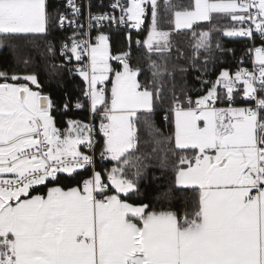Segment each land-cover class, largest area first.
Wrapping results in <instances>:
<instances>
[{"label":"snow or ice","instance_id":"6c2138e0","mask_svg":"<svg viewBox=\"0 0 264 264\" xmlns=\"http://www.w3.org/2000/svg\"><path fill=\"white\" fill-rule=\"evenodd\" d=\"M164 5L172 12L170 31L158 29L159 0H111L108 11L97 13L89 3L87 28L77 0H65L63 10L49 0H0V36L24 42L11 47L25 69L34 63L28 42L70 28L59 47L63 62L51 65V76L66 69L84 83L80 97L65 94L57 105L35 72L0 71V264H264V0ZM149 12L147 35L136 41L149 54L151 75L141 82L131 36L129 51L113 55L109 37L99 32L93 42L89 29L108 22L143 31ZM214 19L221 26L195 31ZM184 30L195 41L192 67L203 55L206 72L216 53L235 54L220 39L213 44L219 33L253 42L252 69L221 68L214 80L197 76L195 98L186 84L178 92L167 58L171 32ZM55 53L49 42L40 55ZM166 76L173 80L167 91ZM73 109L85 110L87 119L68 118L58 127L56 114ZM142 141L152 144L151 153H140ZM97 150L112 167H98ZM151 159L171 171L165 200L188 193L182 211L128 201Z\"/></svg>","mask_w":264,"mask_h":264},{"label":"trees","instance_id":"16d2710c","mask_svg":"<svg viewBox=\"0 0 264 264\" xmlns=\"http://www.w3.org/2000/svg\"><path fill=\"white\" fill-rule=\"evenodd\" d=\"M50 3L59 6L63 10V5L56 0H49ZM101 0H92V5L95 10L102 11L107 0H103L104 7L100 8L99 5ZM171 3L176 6H187L190 3V0H171ZM172 13V12H171ZM151 15L148 13V19L145 22L144 30L138 31L135 29L130 30L112 28L103 30L101 32L107 34L109 37L110 50L113 55L119 54L123 51H129V36H131V59L133 66H139L143 69L139 79L143 82L147 77H150L151 73L148 68V52L145 47L137 45L136 41L143 40L147 35V27L151 23ZM213 25L221 26L217 24V21L214 19L212 24L207 22H201L200 26L195 28V31L199 33L200 31H206L210 29ZM67 36L65 30L57 29L52 32L49 36L37 37L28 42V50L32 52L34 56V63L29 65L27 69L24 68V65L19 63L12 52L11 45L20 44L23 45V41H13L12 38L0 36V40H4L9 44V47L3 48L0 50V71H7L9 74L13 72L23 73L24 71L35 72L38 75L39 81L43 86L44 93L50 95L52 99L57 103V105H62L63 98L65 94H68L75 100L77 97L81 96V90L84 87L82 79L78 75H69L67 70H63L55 78H52L51 73L53 69L51 65L53 63L59 65L62 63V60L59 55V47L63 42L64 37ZM220 39L221 43L225 48H233L235 54H224L220 55L216 53V63L213 64L209 62L207 65V71L205 72L202 63L203 55L198 61H196V67H192L191 63L188 60V57L192 56L193 49L192 44L195 42L192 36V32L189 30H184L180 32H171L172 40V50L171 55L168 59V68L171 70L175 68V84L177 91L179 92L181 86L187 85V87L192 89L193 98H195V90L199 88V83L196 80L197 76H201L204 80H214L218 75V72L221 68H226L235 72L238 66L240 67H249L251 66V58L247 54V48L251 45L248 40L245 39H229L220 36L219 33H213L212 40L213 44L215 41ZM54 43L56 47V53L53 58L46 59L45 56L40 55V53L45 52L47 43ZM178 52H182L184 55L180 56ZM241 58H243V63L241 64ZM152 59L159 60V57L153 55ZM116 65V63H114ZM180 69H187L186 73H181ZM203 73V75H202ZM164 83L167 88H169L173 80L170 77L164 78ZM57 117V126L64 128L66 126L65 120L68 118L71 119H87V112L85 110H71L69 111L67 117L60 116L58 113ZM154 119L157 123V126L161 127L165 135H168V127L163 124L161 120V114L157 113L154 116ZM98 123V122H97ZM141 136L143 138L144 133L141 131ZM99 139V136H97ZM102 142V141H101ZM152 144L141 143L140 153H151ZM137 153V154H140ZM96 159L98 167L102 166L103 168L112 167V162L101 161L99 158V151L96 152ZM152 166L147 169V173L143 176L139 183L140 191L137 194L130 195L128 201L135 204H145L148 206V210H163L171 208L173 210H183V197L187 196L188 193L175 191L172 195L171 200H165L162 197V193L167 191L170 187L171 171H165L160 169L157 166V160L151 159L146 161ZM47 191L44 187L37 188V192L45 194Z\"/></svg>","mask_w":264,"mask_h":264},{"label":"built area","instance_id":"2783aa9c","mask_svg":"<svg viewBox=\"0 0 264 264\" xmlns=\"http://www.w3.org/2000/svg\"><path fill=\"white\" fill-rule=\"evenodd\" d=\"M56 1L60 2L62 5H64V3H65V0H56ZM110 2H111V0H107V4L105 5V7L103 8L102 11H108L109 10L107 6H108V4ZM77 3L84 6V12H83V15L80 17V22L82 24H84L85 28H87L88 27L87 20H86V17H87V14H88L87 5L89 3H91V11H92V13H97V12H102V11H98V10H95L93 8L92 0H77ZM115 15L119 16V12H116ZM112 28L126 29V28H129V27H127L126 24L125 25H121V24H115L114 25V24L105 22L99 29H97L95 24L93 23V27L91 29H89V33H90V36H91L93 42H95V37H96V35L99 34V32H101L103 30H107V29H112ZM129 29L132 30V28H129ZM71 31L72 30L70 28L66 30L67 36L71 35ZM249 42H250V44L253 43L252 41H249ZM255 44H256V46H260L261 39H260L259 36L256 37ZM59 55H60V53H59ZM61 60H62V58H61ZM246 68L252 69V64H251V66L246 67Z\"/></svg>","mask_w":264,"mask_h":264},{"label":"rangeland","instance_id":"374dc122","mask_svg":"<svg viewBox=\"0 0 264 264\" xmlns=\"http://www.w3.org/2000/svg\"><path fill=\"white\" fill-rule=\"evenodd\" d=\"M159 3H160V10H159L160 16H159L158 29L160 31H170L172 29V25L170 24V20L172 19V13L171 11L165 10L164 0H159ZM109 46H110V43H109ZM112 63L114 65V63H117V62L112 61Z\"/></svg>","mask_w":264,"mask_h":264}]
</instances>
